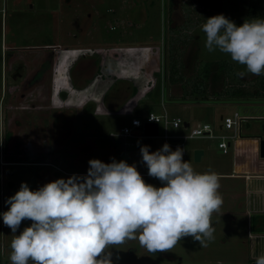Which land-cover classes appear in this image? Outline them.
I'll return each mask as SVG.
<instances>
[{"label": "rangeland", "instance_id": "obj_1", "mask_svg": "<svg viewBox=\"0 0 264 264\" xmlns=\"http://www.w3.org/2000/svg\"><path fill=\"white\" fill-rule=\"evenodd\" d=\"M216 1H0V213L8 210L10 205L5 201L19 190L22 182L36 190L59 178L86 175L88 162L93 158L105 163H110L113 158L135 163L146 182L162 186L158 179L148 175V168L142 163L140 147L148 145L150 152L156 151L163 146V139L158 135L153 137L151 144H144L140 129L134 132L139 135L137 137H112L110 133H118L134 117L145 120L150 112L166 113L168 118H180L182 122L190 123L191 127L198 123L211 125L214 137L187 139L183 159L189 160L196 171L211 169L221 178L219 192L223 205L220 213L212 217L215 239L207 246H201L191 237H185L171 251L156 254L147 252L138 240H131L118 246L119 249H112L114 264H251L248 235L258 228H252L248 222L242 193L243 180L227 174L235 169L238 157L251 160L255 154L261 158L259 141L264 139V100H187L180 97L178 89H172V97L164 94L163 90L162 72L168 73L169 70L170 36L176 30L174 26H183L188 13L190 16L187 18L197 23L194 26L190 24L189 35L180 32L175 36L188 38L187 46L178 44L181 50L185 49L183 61L187 66L186 73L190 72L192 62L197 67V73L201 74L205 63L218 60L228 61L236 72H246V67L232 61L230 56L218 50L209 52L205 47L206 35L202 25L206 21L199 18L207 16L208 12L198 11L204 8V2ZM220 2L221 14L237 25L253 18L247 12L251 0ZM2 7L4 11H1ZM207 8L211 10V7ZM254 17L264 18V11ZM4 44L7 48L3 47ZM44 44L60 46L52 71L50 68L37 70L36 62L41 58L30 54L35 51L34 46L43 47ZM164 44L166 68L161 62ZM64 45L68 48L61 51ZM128 46L133 47L126 51ZM45 50L49 52V49ZM73 50L76 51L70 53ZM79 60L95 65L91 75H102V85L82 95V99L88 95L82 104L85 108L76 109L71 105L70 114L64 111L58 114V106L67 103L66 100L64 103L63 97L70 104L74 103V97L79 98L78 89L75 93L66 89L62 79L63 73L78 64ZM74 69L71 68V72ZM71 72L76 78V73ZM52 75L56 78L54 86L58 87L59 93L53 94L57 91L54 89L52 92L51 83L44 82L46 76ZM232 75L233 82L242 78L250 81L256 76L247 72L242 78L234 73ZM132 82L140 89L135 95L142 92L148 101L140 102L136 113L130 110L125 115L109 114L111 109L103 102L115 93L117 85L124 87L130 84L132 88ZM140 85L144 86V90ZM34 90H38V98L32 92ZM103 90L107 91V98H103L106 93ZM145 90L147 93H144ZM161 102H164V108ZM97 104L104 112L87 114L86 108L93 111ZM235 112L239 114V125L230 129L221 128L223 119L232 118ZM160 130L162 133V126ZM168 131L177 135L188 133L184 128ZM220 141L229 144L226 153L220 152ZM195 149L203 151L197 162L193 160ZM237 191L240 194L236 195ZM30 224V220L22 221L16 234L19 235ZM13 235L0 215V264H11L9 257Z\"/></svg>", "mask_w": 264, "mask_h": 264}, {"label": "clouds", "instance_id": "obj_2", "mask_svg": "<svg viewBox=\"0 0 264 264\" xmlns=\"http://www.w3.org/2000/svg\"><path fill=\"white\" fill-rule=\"evenodd\" d=\"M202 31L209 52L218 50L247 73L264 75V18L237 25L218 14L206 19ZM140 152L148 175L162 186L146 182L135 163L115 158L90 159L86 175L59 178L36 190L22 182L0 213L14 234L11 264H114L112 249L131 240L154 254L171 251L185 237L201 246L213 241L212 217L223 205L219 174L196 171L179 146L172 150L164 143L150 152L141 145ZM24 220L31 224L17 235ZM254 259L264 264V254Z\"/></svg>", "mask_w": 264, "mask_h": 264}, {"label": "crops", "instance_id": "obj_3", "mask_svg": "<svg viewBox=\"0 0 264 264\" xmlns=\"http://www.w3.org/2000/svg\"><path fill=\"white\" fill-rule=\"evenodd\" d=\"M165 43V42H164ZM43 47H37L34 46L35 51L30 53L33 56L40 57V61L36 62V69L39 71L48 70V68L53 70V67L55 66L54 57L57 51L60 50V46L56 45H48L44 44ZM3 47H6V44L3 45ZM78 47V46H73ZM130 47V48H128ZM127 49H132L133 46H128ZM61 51L64 50V48H68V46H62ZM71 48V47H70ZM33 49V48H32ZM45 49H49V52ZM76 50L70 51V53L75 52ZM162 67L166 68V62H165V56L164 52L166 51L165 44L163 45L162 49ZM40 54V55H39ZM39 55V56H38ZM150 56V55H149ZM71 68H75L72 70V72L76 73V78L73 77L70 72ZM95 70V65L92 66L91 62H83L79 60L78 64H74L66 70V73H63L62 79L64 84H66V89H70L71 92L75 93V89H78L76 93L78 94L79 98L76 99L74 97V103L70 104L69 100L66 97H63L64 103L65 100L67 103L64 105L62 104L61 107L58 106L60 114L62 111L67 112L68 114L71 113L70 107L72 108L80 109L85 108L82 104L84 103L83 100L87 99L88 95H85L82 99V95L84 93H90L94 87L99 85H102V75H91V73ZM71 72V73H72ZM96 72V71H95ZM94 72V73H95ZM162 76L164 78V84H163V90L164 94H167L168 97H172V89H178L180 86L178 84H170L167 81V73L162 72ZM51 83L52 92H54V89L57 91V86H54V83L56 81V78L54 75L51 77L46 76L44 82ZM92 81V82H91ZM127 84V83H126ZM50 86V85H49ZM64 87V88H65ZM144 86L140 85V88ZM65 90V89H64ZM139 87L135 85L134 82H132V88L129 85H126L124 87H121L120 85L116 86L114 91L115 93H112L110 97L107 98V91L103 90L102 92L106 91L103 98L106 96V101L103 103L110 107L109 114L111 115H125L126 113L130 112V110H133L135 112L136 108H139L140 102H145L146 96L144 97L142 92H139L137 95H135V92L139 91ZM179 91V92H180ZM35 96L38 98V90L32 91ZM71 92H68L67 94H71ZM59 93V91L54 92ZM103 93H97V94H103ZM144 93H147V90L144 91ZM66 96V93H64ZM149 94V91H148ZM101 96V95H100ZM99 96V97H100ZM177 97V96H176ZM179 98V97H177ZM148 101V100H146ZM86 102V100H85ZM69 106V108L67 107ZM68 108V109H65ZM92 108V106H91ZM87 114H102V111L100 109V105L97 104V106L93 107V111L89 110V108H86ZM136 113V112H135ZM187 123V122H186ZM190 125V123H187V125ZM153 142V138H152ZM221 152V151H220ZM230 177H234L236 179H242L243 180V194H244V203H245V212L248 216V222H250V225H252V228L255 227L256 232L253 234L248 235L249 243H250V255L251 257H255L261 254H264V159H261L257 157L255 154L253 156V159H243L242 157H238L235 164V169H233L232 173L227 174ZM238 194L239 191H237ZM249 233V232H248Z\"/></svg>", "mask_w": 264, "mask_h": 264}, {"label": "trees", "instance_id": "obj_4", "mask_svg": "<svg viewBox=\"0 0 264 264\" xmlns=\"http://www.w3.org/2000/svg\"><path fill=\"white\" fill-rule=\"evenodd\" d=\"M171 1L172 0H170V2ZM251 1L252 2L248 5L247 12H250L252 17L257 16L264 11V0ZM204 3V8L198 11V13L206 11L208 14L207 16L199 18V20L206 21V19L211 16L221 14L222 5L220 0L211 3ZM207 7H211V10ZM189 14L190 13L186 14L187 16L185 15L184 19L186 21L183 26H174L177 31L175 30L174 34L170 36V42L168 44L169 70L167 73V81L170 84H178L180 86V97L187 100L221 98L264 100V75H256L250 81L239 78L240 80L238 82H233L232 73L237 76V72L228 61L218 60L207 62L205 63V70L201 74L197 73V67L195 63L192 62L190 72L188 74L186 73L187 66L183 61V53L185 49L181 50L178 44L182 43L183 47L187 46L188 38L179 39L175 36L176 34L179 35L180 32L189 35L187 31L190 30V24L194 26L196 22V20L193 21L187 18L190 16Z\"/></svg>", "mask_w": 264, "mask_h": 264}, {"label": "built area", "instance_id": "obj_5", "mask_svg": "<svg viewBox=\"0 0 264 264\" xmlns=\"http://www.w3.org/2000/svg\"><path fill=\"white\" fill-rule=\"evenodd\" d=\"M2 3H4L5 0H0ZM1 11H4V8H1ZM162 107L164 108V102H161ZM145 122H155L158 125V134L162 139L164 143H168L172 150H175L177 146L181 147L184 150V155L186 154V147H185V141L189 138L194 137H214L212 134V128L211 125L208 123H198L195 126L185 125V122H182L180 118H168L166 113L163 114H155L150 112L145 120H141L138 117H134L130 120L129 124L123 125L122 128L118 133H110V135L113 136H122V137H137L139 135L134 134L135 131L141 130L142 134L141 137L145 138V135L143 134V124ZM240 118L239 114L235 112L231 117H225L223 119V123L221 124V128H227L230 129L233 127V125H239ZM160 126L163 128V132L160 131ZM179 128H184L188 131L186 134L177 135V134H171L169 133L168 129L176 130ZM132 144V143H131ZM228 145L224 141H220L218 143V148L221 149L222 153H226L228 151Z\"/></svg>", "mask_w": 264, "mask_h": 264}, {"label": "water", "instance_id": "obj_6", "mask_svg": "<svg viewBox=\"0 0 264 264\" xmlns=\"http://www.w3.org/2000/svg\"><path fill=\"white\" fill-rule=\"evenodd\" d=\"M222 118V116H221ZM187 125V123H185ZM143 134L145 135V138L143 140L144 144H151L152 138L157 136L158 134V125L155 122H145L143 124ZM203 154V151L201 149H195L193 152V160L199 161L201 159V155ZM259 156L261 158H264V139H261L259 141Z\"/></svg>", "mask_w": 264, "mask_h": 264}, {"label": "flooded vegetation", "instance_id": "obj_7", "mask_svg": "<svg viewBox=\"0 0 264 264\" xmlns=\"http://www.w3.org/2000/svg\"><path fill=\"white\" fill-rule=\"evenodd\" d=\"M250 258H251L250 263L255 264V259L253 257H251V255H250Z\"/></svg>", "mask_w": 264, "mask_h": 264}]
</instances>
